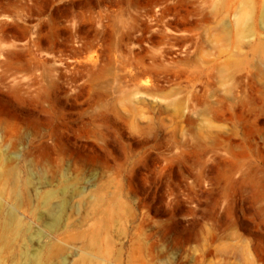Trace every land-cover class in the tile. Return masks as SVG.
Listing matches in <instances>:
<instances>
[{
  "label": "rangeland",
  "instance_id": "374dc122",
  "mask_svg": "<svg viewBox=\"0 0 264 264\" xmlns=\"http://www.w3.org/2000/svg\"><path fill=\"white\" fill-rule=\"evenodd\" d=\"M0 264H264V0H45L15 21Z\"/></svg>",
  "mask_w": 264,
  "mask_h": 264
},
{
  "label": "bare ground",
  "instance_id": "6f19581e",
  "mask_svg": "<svg viewBox=\"0 0 264 264\" xmlns=\"http://www.w3.org/2000/svg\"><path fill=\"white\" fill-rule=\"evenodd\" d=\"M45 0H1L5 17L0 18V36H4L11 25L24 17L30 16L43 6Z\"/></svg>",
  "mask_w": 264,
  "mask_h": 264
}]
</instances>
